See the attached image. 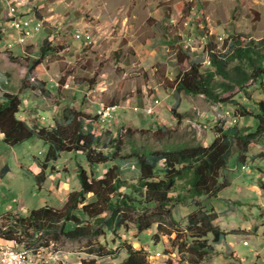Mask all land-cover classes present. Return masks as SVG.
<instances>
[{"label":"rangeland","instance_id":"1","mask_svg":"<svg viewBox=\"0 0 264 264\" xmlns=\"http://www.w3.org/2000/svg\"><path fill=\"white\" fill-rule=\"evenodd\" d=\"M65 1L45 0L41 10L44 9L45 15L52 13L48 15L49 22H44L36 34L24 37L13 26L10 33L6 30L8 24L5 32L1 31L0 86L22 91L23 117L40 116L43 122L51 123L53 117H61L67 108L95 116L101 104H116L119 109L114 121L100 124L99 129L104 138L108 137L107 132L112 137L122 135L123 154H130L134 145L161 149L164 146L161 137L164 143L207 146L218 135L215 129L224 123L256 127L255 116L233 120L237 109L234 102L216 103L203 95L178 92L173 85L180 70L189 68L190 60L209 66L211 43L220 50L227 38L237 34L264 37V0ZM18 2L24 5L26 1ZM28 4L35 5V1ZM54 5L57 7L49 10ZM66 9H70V16L65 14ZM47 37L59 52L51 50L30 70L40 58ZM179 55L188 57L187 61L180 63ZM258 85L235 96L237 102L256 114L259 113L256 99L264 96V87ZM160 127L169 131L155 133ZM128 128L133 130L130 136ZM47 150L48 145L37 138L15 147L0 140L3 229H8L4 214L15 211L27 216L32 209L45 204L61 207L70 191L80 189L78 166L87 164L79 152L64 153L57 162H49L44 182L36 180ZM241 155L243 160L239 162ZM105 169L106 165L99 166L97 171L102 174ZM123 169L129 183L136 182L139 172L135 163H124ZM224 174L229 185L218 196L197 197L199 203L188 196L185 202H175L170 207V215L179 224L166 213L162 228L156 223L142 234L122 229L118 235L128 239L136 249L149 251L150 264H166L170 256L175 259L188 256L191 240L183 227L190 212L197 204L213 206L219 213L216 222L229 231L221 242L214 243L216 251L207 264H224L226 259L227 264H241L231 255L232 249L246 264H255L261 255L262 264L264 135L248 144L246 151L242 150L241 142H235ZM183 186L184 183H179L171 194L188 195ZM208 238L212 241L211 235ZM97 241L113 248L121 245V239L109 230L105 235L80 239L47 235L43 243L48 248L43 254L56 253L60 263L70 264H118L126 258L125 250L117 258L92 255L90 247Z\"/></svg>","mask_w":264,"mask_h":264},{"label":"trees","instance_id":"2","mask_svg":"<svg viewBox=\"0 0 264 264\" xmlns=\"http://www.w3.org/2000/svg\"><path fill=\"white\" fill-rule=\"evenodd\" d=\"M51 50L59 52L47 37L43 41L40 58L30 70L39 65ZM208 55V67L203 66V61L190 60L189 68L180 70L176 76L173 88L178 92L203 95L216 103L234 102L237 109L233 120L255 116L257 124L251 129L250 126L236 123L225 126L224 123L215 129L218 135L207 146L164 143V137H161L160 142L164 145L161 149L134 145L130 154H123L122 135L112 137L107 132L108 137L104 138L99 129L104 123L97 115L91 116L71 107L65 109L61 117H53L51 123L43 122L40 116L28 119L20 115L23 110L22 91L0 89V134L4 136L3 142L15 147L37 138L48 145L44 161L40 162L41 172L35 176L38 182L46 179L44 172L49 162H57L64 153H82L87 164V167L78 166L80 189L70 191L61 207L45 204L32 209L27 216L15 211L4 214L8 229L0 226V238L5 242L18 238L26 248L35 250L45 247L43 238L47 235L80 239L105 235L109 230L121 239L119 248L97 241L90 247L92 255L117 258L125 250L127 256L118 264H150L148 252L143 248L136 249L118 232L134 229L137 234H142L156 223L162 228L167 215L179 224L180 221L170 215V207L175 202H185L188 196L196 203H199L196 198L200 196H218L229 185L224 172L228 169L234 143L241 142L242 150L246 151L248 144L264 135V96L256 99L257 114L235 99L237 92L248 91L255 85L259 87L258 83L264 87V37L237 34L227 38L220 50L211 43ZM177 58L180 63L188 59L180 55ZM168 131L160 127L155 133ZM126 132L130 136L133 130L128 128ZM242 158L243 155L239 162ZM129 161L135 163L139 172L133 183L123 176V164ZM105 165V171L99 174L97 168ZM179 183H184L188 195L171 194ZM218 218L215 207L197 204L183 227V232L185 230L191 240L188 256L182 254L176 259L170 256L166 264L209 263L207 259L216 251L214 243L221 242L228 234L216 222ZM39 232L43 235L39 236ZM210 235L212 241H209Z\"/></svg>","mask_w":264,"mask_h":264},{"label":"built area","instance_id":"3","mask_svg":"<svg viewBox=\"0 0 264 264\" xmlns=\"http://www.w3.org/2000/svg\"><path fill=\"white\" fill-rule=\"evenodd\" d=\"M12 26L25 37L40 31L44 27V22L41 19H38L37 22H30L29 18L23 19L14 16ZM150 108L147 110L151 113L152 110ZM118 109L119 107H116V104L100 106L97 111V116L98 118H104L106 124H111L117 115ZM135 109H138V107ZM42 235L43 232H39V236ZM47 248L40 246L35 250L29 249L18 238H14L8 242L0 238V264H68L60 263V257L56 253L43 254L47 252Z\"/></svg>","mask_w":264,"mask_h":264},{"label":"crops","instance_id":"4","mask_svg":"<svg viewBox=\"0 0 264 264\" xmlns=\"http://www.w3.org/2000/svg\"><path fill=\"white\" fill-rule=\"evenodd\" d=\"M18 1L19 0H0V31H4L5 32V29H6L5 27L8 24L7 25L8 29H6V30L10 31V33H12L13 28L11 27L12 26L11 19L14 16H16V17H25L27 15H29L30 17L31 16H35V17L38 16V18L40 17V19L43 20V22H49L48 18L50 16H48V15L51 14L52 12L48 13L47 15H45L44 9L41 10V8H43V6L45 4V0H32V3H34V1H35V5H29L28 2L30 0H25L26 2H25L24 5H20ZM52 1H56V0H52ZM67 1L68 0H66L65 3H67ZM8 4H9V6H8ZM55 6L56 5H54L49 10L55 9L54 8ZM64 6H67V5L65 4ZM9 7H10V9H9ZM59 7H62L63 10H64V7L62 5H59ZM10 10H11V13L12 14L15 13V15H12L10 13ZM65 14L67 16H70L71 15L70 14V9H66L65 10ZM29 20L30 21H35V20H38V19L37 18H35V19L30 18ZM45 28L47 29L46 25H45ZM0 89H3V88L0 86ZM73 90L75 91V89H73ZM117 107H119V106H117ZM3 138H4V136L0 134V140L1 141H3ZM221 228H222V226H221ZM226 231H229V230H226ZM231 255H233L234 257H237L238 261H240L241 264H246L245 261L239 256V254L237 253L236 250L232 249L231 250ZM260 256L261 255H258L259 260H257V262L255 264H261ZM223 263L227 264V259L223 260ZM68 264H70V263H68ZM262 264H264V261H263Z\"/></svg>","mask_w":264,"mask_h":264},{"label":"bare ground","instance_id":"5","mask_svg":"<svg viewBox=\"0 0 264 264\" xmlns=\"http://www.w3.org/2000/svg\"><path fill=\"white\" fill-rule=\"evenodd\" d=\"M11 12V10H10ZM14 15V14H13ZM108 104H101L100 106H107ZM117 107V106H116ZM100 122L102 123H106L105 119L104 118H99Z\"/></svg>","mask_w":264,"mask_h":264}]
</instances>
